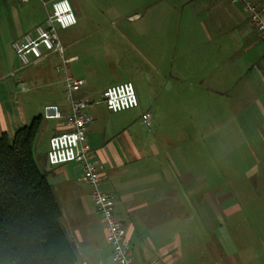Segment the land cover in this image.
I'll use <instances>...</instances> for the list:
<instances>
[{"label":"crops","instance_id":"obj_1","mask_svg":"<svg viewBox=\"0 0 264 264\" xmlns=\"http://www.w3.org/2000/svg\"><path fill=\"white\" fill-rule=\"evenodd\" d=\"M69 1L76 23L58 29L62 57L67 60L65 70L72 78L85 81L78 93L90 102L87 112L91 122L86 130L85 142L91 150L92 159L103 167L106 178L102 189L114 199V210L125 228L131 255L138 264H149L153 260L158 264H193L188 241L192 238L189 225L194 209L200 208V204L195 205V202L199 199L200 203L206 196L216 211L217 207L211 196L203 191L205 186H209L208 181L199 179L190 182L181 174L179 180L172 179L170 172H167L172 171V157L168 156L171 149L166 145L157 147L153 144L145 128L149 121L155 122L164 112L160 107L175 105L176 98L162 99L149 94L143 96L137 82L143 81L147 91L152 89L155 79L153 71L155 74L160 73L161 61L169 58V81L173 79L174 83L169 84L167 81L168 87H175V81L183 82L186 78L192 89L208 90L206 84L210 80V72L217 75L214 81H219V67L224 65L226 56L215 60L210 67L207 45L220 37H233L237 45L235 50L238 51L233 85L237 90L238 102L247 107L242 121L254 123L251 136H264V130L258 126L259 121L264 123V46L251 26L244 6L230 0ZM253 2L264 4V0ZM44 17L45 12L36 22L19 30L13 37H0V133L8 134L11 118L8 93L12 90L18 94L45 88V93L52 96L41 102L37 111V108L32 110L25 103L22 105L23 100L13 98V132L17 127L27 124L33 116L42 115L45 105H56L63 115L69 112L65 95H56L59 90L64 94L63 77L55 70L57 64L51 69L42 65L49 58L54 63L61 58L51 53L25 68L20 65L11 48L13 39L31 31ZM163 37L183 39L180 43L176 39L171 49ZM87 39L98 43L87 47ZM106 40L107 48H100ZM217 50H220L219 46ZM105 69L112 70L116 80L131 81L135 85L136 107L110 112L102 99L98 102L88 97L86 84L91 75ZM228 71L233 73L232 70ZM222 72L221 78L225 81V72ZM8 76H13V81ZM49 120L55 123L42 128L44 133H37L36 136L38 143L40 140L45 141L46 150L42 153L45 162L48 138L66 130L62 121ZM163 137L169 138L167 135ZM163 153L166 154L167 164L163 163ZM246 154L250 162L244 169L241 168L242 172L237 175L234 185L252 187L254 194L246 195L239 190L233 202L228 191L215 194L218 208L223 210L221 213L227 215L233 212L234 242L226 243L221 235L216 236L217 253L211 257L209 252H202V264H260L254 255H242V251L248 250L252 241L260 242L264 235V139L260 144L256 141ZM47 166H51L52 170ZM49 170L58 172L62 187L60 194L53 182L54 178L51 180L47 176ZM163 170H166L165 176L161 174ZM182 170H186V167L183 166ZM42 171L46 173L56 194L61 209V223L66 209L70 226H62L75 244L78 264H114L110 259V247L105 240L104 229L99 241L92 228L88 203L73 185V179L82 182L80 166L73 162L46 165ZM224 182L226 178H223ZM195 193L202 195L195 196ZM245 213L250 217L249 229L254 237L242 245ZM217 214L219 225L223 227L225 219L218 211Z\"/></svg>","mask_w":264,"mask_h":264},{"label":"rangeland","instance_id":"obj_2","mask_svg":"<svg viewBox=\"0 0 264 264\" xmlns=\"http://www.w3.org/2000/svg\"><path fill=\"white\" fill-rule=\"evenodd\" d=\"M44 1L46 2V7L49 8L53 0ZM44 12L45 7L41 0H27L26 2H21L19 0H0V37L4 39L13 37L19 30H23L28 25L36 22L41 15H44ZM176 39L180 43L183 38L163 37V41L168 42L171 49H173L172 45ZM97 43L96 41L93 42L92 39H87L85 45L90 47L92 45H97ZM107 46L108 41L106 40L100 48L106 49ZM218 46L220 47L219 51L217 50ZM207 49L209 51L210 67L213 66L215 60H219V58L224 59V56H226L224 65L221 64L219 67L220 80L214 81L217 75H212L213 73L210 72V80L206 84L208 90L192 89L189 84V79L186 78L183 82L175 81V87H168L167 81L169 84L174 83L173 79L169 81L168 68L170 69L171 67L169 58H165L161 61L160 73L155 74L153 71L155 79L151 86L152 89L147 91V88H144L145 83L143 81L137 82L138 85H140L142 93H144L143 96L149 94L152 97L162 99L176 98L177 103L175 105L170 106V104H168L160 107L164 112L160 114L161 116H158L159 118L155 120V122L149 121V123L145 125V128L148 130L153 144L157 147L166 145L171 149V154L169 152L168 156L172 157V162L170 163L172 171L169 170L167 172H170L172 179L179 180L181 174V176L185 175V178L190 179V182L199 179L208 181L209 186H205L203 191L211 196V200H213L214 206L217 207L218 213L225 219V224L221 227L222 225H219L218 222L217 211L212 204H210L206 196L200 203L198 202L200 201L199 199L195 202V205L200 204V208L194 209L193 218L191 219L192 222L189 225L191 230L190 236L192 238L188 241V245L191 249L189 252L193 264H202L204 259L202 258V252H209L211 257L215 255V252L217 253L218 244L217 240H215L216 236L219 237L221 235L226 243L227 241H231V243L234 242L232 232L234 223L233 212L231 211V213L227 215L226 213H221L223 210L218 208L215 197L218 192L228 191L231 194L230 199L233 202L234 196L237 191L239 193V190H242L246 195L254 194L251 191L252 187H237L234 185V180L237 178V175L242 172L240 171L241 168L244 169L250 162L249 156L246 154L248 149L255 146L256 141L260 144L264 139L263 135H260V137H256V134L251 136V133H254L251 131V126L253 129L254 123L242 121L247 107L240 105L238 102L237 90L233 85L238 57V51H236L237 45L234 38L220 37L216 41L209 43ZM230 52L232 53L231 55H229ZM54 62L55 61L49 58L45 60L42 65L51 69L54 64L59 65L61 60L59 59L56 60V63ZM79 66L82 68L81 64ZM28 67L30 66H25V68ZM147 68L150 70L149 66H147ZM228 70H232L233 73H230ZM222 71L225 72V81L221 78V76H223ZM8 77L9 80L13 81V76ZM121 81L122 80L115 79L112 70H100V72L93 76L91 75V79H89V82L86 84L88 97L94 101L100 102L102 99L101 88ZM8 94L10 95L9 104L11 108V118L7 128L9 136L13 133V98L23 100L22 105L25 103L28 108L31 107L32 110L33 108H37L36 111L39 110L38 106L41 102H44L47 98H52L51 95L45 93V88H40L37 91H29L27 93L18 92V94H14L12 90ZM56 95L59 97L64 96L60 90ZM1 120L2 118L0 116V122ZM53 123H55V121L44 120L43 118L38 135L44 133L42 128L45 129ZM258 126L262 131L264 130L263 122L260 123L259 121ZM260 129L258 131H260ZM163 135H167L169 138H164ZM38 141L39 139H36L34 144V158L39 169L43 170L46 165H49L42 156V153L46 150V144L45 141L40 140L39 143ZM39 154L42 157L38 156ZM165 155L164 153L162 154L163 163L167 164ZM183 166L186 167V170H182ZM47 167L51 169V166ZM51 170L48 171L49 173H47V176H49L51 180L54 178L53 182H55V187L60 194L62 187L59 182L58 172ZM71 171L74 172L75 170ZM165 173L166 170L161 171L163 176H165ZM223 178H226V182L224 183ZM73 185L75 190L85 197L90 209L89 217H91L92 228L96 232V238L101 241L103 225L90 199L89 188L82 182H75L74 179ZM179 189H182V187L179 186ZM199 195L201 196L202 193H195V196ZM243 217L246 219L242 222V227L245 229V232L241 234L242 245L244 243H249L251 238L254 237L249 229L250 217L247 216L246 213L243 214ZM62 224L66 228L70 226V224H68L66 209H64ZM262 236L264 238V235ZM263 238L260 242L258 240L252 241L251 247H249L248 250L242 251V255H254L260 264H264Z\"/></svg>","mask_w":264,"mask_h":264},{"label":"built area","instance_id":"obj_3","mask_svg":"<svg viewBox=\"0 0 264 264\" xmlns=\"http://www.w3.org/2000/svg\"><path fill=\"white\" fill-rule=\"evenodd\" d=\"M26 2L27 0H20ZM45 7V17L31 31H26L11 41V48L22 67L36 63L51 53L61 58L55 70L63 77L64 95L69 105L65 115L54 104L42 109L44 119L60 120L66 130L52 134L48 138L46 161L49 165L73 162L80 166V180L89 188V195L103 225L105 240L110 247V259L114 264H138L134 261L125 228L114 210V199L102 189L105 174L101 164L92 159V153L85 142V134L91 122L87 112L88 98L78 95L84 80L67 75L62 57L63 48L57 30L76 23V16L69 0H53ZM244 6L251 26L256 30L264 46V4L253 0H230ZM102 102L110 112H119L137 106L138 100L131 81H121L106 86L102 92ZM85 264V263H84ZM149 264H158L156 260Z\"/></svg>","mask_w":264,"mask_h":264},{"label":"trees","instance_id":"obj_4","mask_svg":"<svg viewBox=\"0 0 264 264\" xmlns=\"http://www.w3.org/2000/svg\"><path fill=\"white\" fill-rule=\"evenodd\" d=\"M42 119L0 133V264H78L54 189L34 158Z\"/></svg>","mask_w":264,"mask_h":264}]
</instances>
